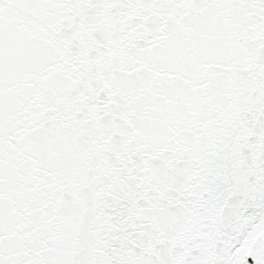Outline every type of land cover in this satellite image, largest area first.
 <instances>
[{"label":"snow or ice","instance_id":"1","mask_svg":"<svg viewBox=\"0 0 264 264\" xmlns=\"http://www.w3.org/2000/svg\"><path fill=\"white\" fill-rule=\"evenodd\" d=\"M0 264H264V0H0Z\"/></svg>","mask_w":264,"mask_h":264}]
</instances>
